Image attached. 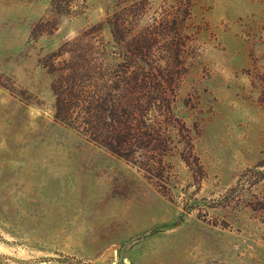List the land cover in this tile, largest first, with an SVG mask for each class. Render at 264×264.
Returning a JSON list of instances; mask_svg holds the SVG:
<instances>
[{
  "label": "rangeland",
  "instance_id": "1",
  "mask_svg": "<svg viewBox=\"0 0 264 264\" xmlns=\"http://www.w3.org/2000/svg\"><path fill=\"white\" fill-rule=\"evenodd\" d=\"M264 264V0H0V264Z\"/></svg>",
  "mask_w": 264,
  "mask_h": 264
},
{
  "label": "water",
  "instance_id": "2",
  "mask_svg": "<svg viewBox=\"0 0 264 264\" xmlns=\"http://www.w3.org/2000/svg\"><path fill=\"white\" fill-rule=\"evenodd\" d=\"M124 255H122V258H121V260L117 263V264H126L125 262H124Z\"/></svg>",
  "mask_w": 264,
  "mask_h": 264
}]
</instances>
